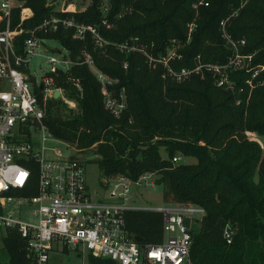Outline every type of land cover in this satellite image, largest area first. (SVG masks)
<instances>
[{
  "label": "trees",
  "instance_id": "1",
  "mask_svg": "<svg viewBox=\"0 0 264 264\" xmlns=\"http://www.w3.org/2000/svg\"><path fill=\"white\" fill-rule=\"evenodd\" d=\"M207 1L206 7L193 8L198 0H109L106 17L111 27L98 28L107 42L102 47H96L89 35L81 41L72 39V30L37 32L36 37L56 42L70 58L89 55L99 72L116 80L110 91L115 95L122 89L126 105L113 118L92 73L85 65H76L67 74L79 80L80 96L66 74L55 79V85L75 101V112L50 99L43 124L55 139L76 150H91L101 178L121 175L134 181L149 176L161 187L164 203L201 208L203 215L191 229L192 264H264V143L245 136L247 132L264 139V70L252 80L251 89L246 84L249 74L229 75L234 84L230 91L216 87L208 74L180 83L163 79L161 69H150L141 53L116 49L133 44L155 56L175 41L181 57L171 63L173 69L192 67L195 57L221 65L229 50L220 38L219 23L228 18L227 34L244 41L241 53L252 55L253 66L264 64V0ZM24 5L31 17L20 24L23 32L14 41L18 50L28 37L26 31L49 16L72 17L84 25H95L101 18L97 0L83 11L64 14L45 6V0H25ZM125 8L129 13L117 18ZM191 22L195 27L186 43ZM17 24L14 10L10 26ZM174 156L194 158L195 163L173 164ZM125 227L142 244L160 242L158 213L127 212ZM225 227L231 232L229 244L222 237ZM86 262L113 264L90 256ZM0 264H33L13 230H6L0 240Z\"/></svg>",
  "mask_w": 264,
  "mask_h": 264
},
{
  "label": "built area",
  "instance_id": "2",
  "mask_svg": "<svg viewBox=\"0 0 264 264\" xmlns=\"http://www.w3.org/2000/svg\"><path fill=\"white\" fill-rule=\"evenodd\" d=\"M54 1L45 0V6L60 14L83 11L91 2L89 0L86 7L75 9L73 5L64 6L63 3L55 8ZM24 3L25 0H0V229L17 233L33 264H48L50 254L63 251L73 252L80 259L90 256L113 264H192L188 258L191 229L194 221L203 215L201 208L189 204L159 208L133 205L132 188L141 187L142 182L150 180L149 176L134 181L121 175L103 178L99 183L105 193L93 197L86 186L83 163L69 154L73 149L51 136L43 124L54 92L57 96L53 100L60 101L69 110L75 109V101L66 96L63 88L55 85V79L66 74L67 83L75 95L80 96L79 80L67 73L71 67L81 64L100 85L103 105L111 116L118 118L125 110L123 90L112 94L110 89L116 80L99 72L89 55L70 58L64 49V54L50 52L43 46L45 40L36 37L37 32L44 34L61 28L72 30V39L81 41L89 35L96 47L106 45L98 28L111 27L106 17L109 0H97L101 16L97 24L84 25L76 23L72 17L52 15L26 31L28 37L18 50L14 41L23 32L20 24L31 17L30 8ZM207 4V0H198L193 8L206 7ZM14 10H18V24L12 28L10 18ZM129 10H121L117 18ZM227 19L219 23L220 38L229 50L226 61L221 65L203 63L195 57L192 67L173 69L171 63L181 57L178 52L180 44L175 41H170L165 50L155 56L133 44H119L116 49L123 53H141L150 69L159 67L161 77L175 83L193 76L202 79L208 74L214 78L216 87L231 91L234 84L229 75L242 71L250 75L246 84L251 89L252 80L264 70V64L253 66L252 55L241 53L244 41L230 38L225 30ZM194 27V22L187 24L186 43L190 41ZM31 57L44 58L48 66L39 81L26 72ZM122 67L125 68L126 64ZM245 136L255 141L253 134L246 132ZM47 142L62 147H51ZM180 161L177 156L171 158L173 164ZM147 185L154 187L151 180ZM12 203L18 212L21 208L26 209V220L15 219L11 212L5 211L6 206ZM130 211H148L161 216L159 243L142 244L133 240V235L125 227V214ZM184 219H188L187 227L183 225ZM222 237L226 244L230 243L231 232L227 227Z\"/></svg>",
  "mask_w": 264,
  "mask_h": 264
},
{
  "label": "rangeland",
  "instance_id": "3",
  "mask_svg": "<svg viewBox=\"0 0 264 264\" xmlns=\"http://www.w3.org/2000/svg\"><path fill=\"white\" fill-rule=\"evenodd\" d=\"M54 2L58 4V5L56 4L54 5L55 8L58 7L59 5L61 6L62 3L64 4V6L71 4L75 7V9L86 7L87 4H89V0H55ZM43 46L50 52L59 51L61 52V54H64V51L62 50V48L54 41L47 40L44 42ZM50 52H48L47 54H50ZM47 69H48V66L45 63L44 58L31 57L27 64L26 72L29 76L39 81L40 77L43 76L45 72H47ZM71 111H73V113L75 112L74 110H71ZM254 140L255 142H259V144L261 145H263L264 143V139L262 138L256 139L255 137ZM47 145H50L51 147H55V148L62 147L59 144H56L53 142H47ZM67 146L73 149L68 153L71 154L74 158H77L78 160H80L84 165V175H85L86 186L90 194L93 197H95L97 194L103 195L105 192L100 187L99 182L103 181L104 179L101 178V176L99 175L97 166L94 161L97 158V156L93 155L91 153V150L80 151V150L74 149L73 145L67 144ZM160 154L162 155L161 152ZM180 163L193 164L195 163V159L190 158V157L181 158ZM150 180L152 181L151 178ZM150 180L142 182L141 187L139 188H132L131 190L132 204L137 207H146V208H159V207H164L166 205H170V203H164L162 201L161 187L154 186L153 188H151L147 185V182H149ZM5 211L11 212V216L15 219H18V218L21 220L27 219L26 209L21 208L20 211L18 212L17 207L13 203L7 205L5 208ZM3 236H4V231L0 229V240ZM48 264H87V262L85 258L80 259L76 257L73 252L63 251V252H55V253L50 254Z\"/></svg>",
  "mask_w": 264,
  "mask_h": 264
},
{
  "label": "water",
  "instance_id": "4",
  "mask_svg": "<svg viewBox=\"0 0 264 264\" xmlns=\"http://www.w3.org/2000/svg\"><path fill=\"white\" fill-rule=\"evenodd\" d=\"M56 96H57V92H54V94H53V99H55L56 98ZM183 225L185 226V227H187L188 226V219H184L183 220ZM133 240L135 241V242H141V238H139V237H136V236H133Z\"/></svg>",
  "mask_w": 264,
  "mask_h": 264
}]
</instances>
